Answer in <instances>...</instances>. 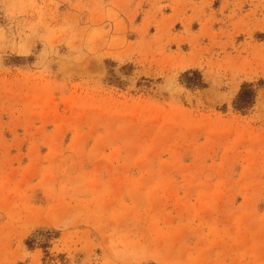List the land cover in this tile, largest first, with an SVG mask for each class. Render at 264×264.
<instances>
[{
  "label": "rangeland",
  "instance_id": "374dc122",
  "mask_svg": "<svg viewBox=\"0 0 264 264\" xmlns=\"http://www.w3.org/2000/svg\"><path fill=\"white\" fill-rule=\"evenodd\" d=\"M0 264H264V0H0Z\"/></svg>",
  "mask_w": 264,
  "mask_h": 264
},
{
  "label": "trees",
  "instance_id": "16d2710c",
  "mask_svg": "<svg viewBox=\"0 0 264 264\" xmlns=\"http://www.w3.org/2000/svg\"><path fill=\"white\" fill-rule=\"evenodd\" d=\"M189 74L196 75L197 73H195V72L186 73L185 76H188ZM253 99H254L253 90L250 88L249 85H247V84L243 85V87L241 88V90L238 94L236 102H235L236 108L242 109V108L248 107L250 104H252Z\"/></svg>",
  "mask_w": 264,
  "mask_h": 264
}]
</instances>
